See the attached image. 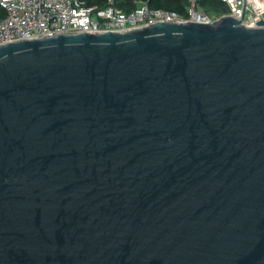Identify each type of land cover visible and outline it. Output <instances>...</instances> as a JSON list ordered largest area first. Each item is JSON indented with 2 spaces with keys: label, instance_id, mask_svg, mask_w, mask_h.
<instances>
[{
  "label": "water",
  "instance_id": "water-1",
  "mask_svg": "<svg viewBox=\"0 0 264 264\" xmlns=\"http://www.w3.org/2000/svg\"><path fill=\"white\" fill-rule=\"evenodd\" d=\"M240 21L0 45V264H264V20Z\"/></svg>",
  "mask_w": 264,
  "mask_h": 264
},
{
  "label": "built area",
  "instance_id": "built-area-1",
  "mask_svg": "<svg viewBox=\"0 0 264 264\" xmlns=\"http://www.w3.org/2000/svg\"><path fill=\"white\" fill-rule=\"evenodd\" d=\"M220 1L228 10L223 15L241 20L247 28H255L257 21L264 20V0ZM187 2V17H181L174 11L150 9L146 3L125 12L114 0H104L101 5H89L87 0H0V45L58 33L125 31L157 22L210 23L222 16L196 10L195 0Z\"/></svg>",
  "mask_w": 264,
  "mask_h": 264
},
{
  "label": "trees",
  "instance_id": "trees-1",
  "mask_svg": "<svg viewBox=\"0 0 264 264\" xmlns=\"http://www.w3.org/2000/svg\"><path fill=\"white\" fill-rule=\"evenodd\" d=\"M94 2L103 4L104 0H87V4ZM115 4L125 12L132 10L139 3H146L150 9L174 11L181 17H187V0H114ZM196 10H201L213 16L227 14L226 4L220 0H195Z\"/></svg>",
  "mask_w": 264,
  "mask_h": 264
},
{
  "label": "rangeland",
  "instance_id": "rangeland-1",
  "mask_svg": "<svg viewBox=\"0 0 264 264\" xmlns=\"http://www.w3.org/2000/svg\"><path fill=\"white\" fill-rule=\"evenodd\" d=\"M211 15V14H210Z\"/></svg>",
  "mask_w": 264,
  "mask_h": 264
}]
</instances>
